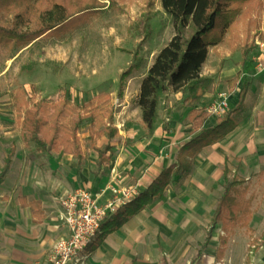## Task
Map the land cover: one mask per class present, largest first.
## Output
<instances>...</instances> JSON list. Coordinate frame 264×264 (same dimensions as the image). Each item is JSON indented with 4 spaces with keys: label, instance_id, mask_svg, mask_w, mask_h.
Instances as JSON below:
<instances>
[{
    "label": "rangeland",
    "instance_id": "rangeland-1",
    "mask_svg": "<svg viewBox=\"0 0 264 264\" xmlns=\"http://www.w3.org/2000/svg\"><path fill=\"white\" fill-rule=\"evenodd\" d=\"M60 1L33 0V3H22L15 13L23 14L29 23L25 29L36 31L41 26V13ZM98 1L99 9L73 15L61 25L66 24V30L43 36L22 51L0 47V169L12 145L16 144L17 158L9 179L12 192L16 191L18 175L26 176L35 171L36 180L42 174L46 186H52L56 181L63 191L55 197L58 201L79 188L95 194L106 190L102 205L104 200L114 196L110 188L118 192L134 191L138 196L159 172L177 166V150L199 134L193 123L196 109L190 110L186 120L182 119V133L167 141L152 142L138 120L141 83L160 51L175 35L172 18L160 1ZM255 3L258 8L252 21L239 24L236 35L211 49L202 74L213 78L214 86L198 106L199 110L207 109L219 100L220 94H225L229 112L236 107L244 84L250 83L246 108L236 119L241 128L240 144L236 147L220 144L195 160L191 176L186 179L172 177L165 197L157 201L148 214L141 215L133 229L121 236L120 241L124 242L120 255L128 258V264L133 261L135 264H247L252 239L260 238L264 232V47L261 46L264 45V0H255ZM75 18L77 22L70 25ZM14 21V13L8 17L0 14L1 26L12 28ZM253 42L257 49L244 63L243 51ZM124 73L128 76L120 98V81ZM238 73H241L240 81L232 89L229 81ZM18 88L31 91L35 100H57L66 96L77 106L100 93L112 95L114 124L122 133L111 160L101 171L97 168V153L87 142L89 121L84 123L80 134L86 153L83 172L87 170L90 179L98 173L95 184L90 185L81 177L83 174L77 172V161L73 157L41 154L34 143L22 137L11 101L12 93ZM219 118L209 115L205 128L214 126ZM106 143L103 140L99 145L104 147ZM119 161L122 169L117 167ZM225 165L233 173L250 179V193L255 197L251 222L254 232L236 229L219 261L216 256L222 235L220 225L213 231L208 247L203 248V245L217 203L225 191ZM256 257L252 264H256ZM89 264L109 262L93 254Z\"/></svg>",
    "mask_w": 264,
    "mask_h": 264
},
{
    "label": "trees",
    "instance_id": "trees-1",
    "mask_svg": "<svg viewBox=\"0 0 264 264\" xmlns=\"http://www.w3.org/2000/svg\"><path fill=\"white\" fill-rule=\"evenodd\" d=\"M33 0H0V14H15L12 28L0 25V47L7 46L14 51H22L43 36L59 33L68 27L61 26L73 15L99 9L98 0H61L51 8L45 9L40 16L41 26L36 31L25 29L28 22L23 14L15 13L22 3ZM36 1V0H35ZM113 1V0H111ZM164 11L172 18L175 35L170 43L156 57L153 65L143 79L138 96V107L142 115V124L146 136L151 138L158 120V108L161 99L170 93H183L186 106L196 107L214 86V79L203 76L204 66L212 48L223 44L228 37L237 34L239 24L252 21L258 8L255 0H159ZM33 3V2H32ZM152 3L150 4V6ZM69 6L71 10L68 11ZM77 18L70 25L74 26ZM61 26V27H60ZM257 49L255 42L248 44L242 54L245 63ZM128 73L120 81V98L123 96L124 82ZM241 73L229 81L233 89L240 81ZM251 88L245 83L239 94L235 109L217 120L211 128H205L209 118L206 109L196 110L193 123L199 134L185 143L177 155V166L164 170L160 176L140 195L121 207L114 215L107 217L101 225L97 243L88 248L95 251L107 236L118 231L132 218L148 206L164 197L173 176L188 178L194 169L195 159L205 149L214 146L237 128L236 118L245 108V102ZM11 101L20 123L22 137L35 144L41 154H62L71 156L78 163L81 173L86 162V153L80 137L86 121L90 122L87 142L90 149L97 153L99 171L111 160L116 141L121 138L119 128L114 124L115 106L110 93H100L87 103L77 106L66 96L57 100H35L31 91L18 88L11 95ZM106 140L104 147L100 141ZM17 147L12 145L0 171V184L10 171L16 156ZM95 177L98 173L94 174ZM228 167L224 170L225 191L219 200L212 222L207 230V239L203 248H207L213 231L220 225V248L218 257L222 258L230 235L236 229H246L253 233L250 223L253 216L254 197L250 195L247 179L235 174L232 178ZM24 204L32 209L37 223L44 220L40 202ZM264 241V233L251 242V254L257 253ZM201 256V255H199Z\"/></svg>",
    "mask_w": 264,
    "mask_h": 264
},
{
    "label": "crops",
    "instance_id": "crops-1",
    "mask_svg": "<svg viewBox=\"0 0 264 264\" xmlns=\"http://www.w3.org/2000/svg\"><path fill=\"white\" fill-rule=\"evenodd\" d=\"M209 92L207 93V95L209 94ZM249 93H250V90H249ZM123 94H124V91H123ZM207 95L204 97V99L207 97ZM185 100H186V96L183 93H177V94L170 93V94L165 95L161 99L159 108H158V120L155 126V132H154V135L151 137L152 142L153 141L155 142L157 140H163V139L167 141L169 140V138H173L174 136L180 135L182 133V129H181L182 119L184 120L187 119L190 110H193V109L198 110L199 104L203 101L202 100L196 107L192 108V107L186 106ZM238 102H239V98H238ZM246 103H247V99L245 102V108H246ZM228 110H229V107H228ZM244 110L240 112L239 114L243 113ZM139 112H140V115H139L138 120L142 122V115H141L140 109H139ZM210 119L213 120L214 118L210 117ZM165 121H166V127L164 128ZM240 129L241 128L237 122V128L231 134H229L226 138H224L218 144L205 148L197 156V158H199V156H201L204 152H209V150H214L220 144H222V146L229 145V144H232L235 147L238 146L240 144L238 141L239 139L238 134H239ZM121 133L122 131L120 132V134ZM179 150L180 149L177 150V155H178ZM16 155H17V152H16ZM15 158H17V156H15ZM14 160H13V164H14ZM122 166L123 165H121L119 161L117 164V167L122 169ZM3 167H4V164L2 168ZM225 167L229 168V166L227 165L224 166L223 178H224ZM2 168L0 169V171L2 170ZM229 170L231 171V176H230L231 178L235 174H238L237 172L233 173L230 168ZM163 171L164 170L159 172V174L155 177V179L151 182V184L160 176V174ZM77 172H78V163H77ZM86 172L87 170L85 172H83L82 170L81 173L83 174V176L81 177L85 181H88L90 185H93V183L95 184L96 182L94 180H96L99 176L95 177V175H93L94 179H90V178H87V174H89V172L87 174ZM11 173H12V170L10 169V171L4 178L3 182L0 184V264H47L50 251L53 249V247L56 245L57 242H59L61 239L68 236L67 229L65 228L64 225H62L59 222V219H58V215L59 213L61 214V211H62L61 202L55 199V197L63 191L60 188H58V186L56 185V181H54L52 186H46L44 183V177L42 176V174L40 177H38V181H37L36 180V176H38L37 172L32 171L31 173L29 172L30 174L27 173L26 176L18 175L16 177L15 184H17V188H16V191L12 192V189L9 190V179H10ZM247 181L249 185L250 179H247ZM61 185L63 186V184ZM249 194L253 195L251 193ZM135 197L137 196L135 195ZM4 200L6 202H4ZM24 201L26 203H31L35 201L41 203L42 211L44 213V220L42 222L37 223L34 220V217L32 215V209L29 206L25 205ZM254 201H255V197H254ZM155 203L151 206H148L140 214H138L137 216L132 218L130 221H128L118 231L107 236L106 239L102 242V244L95 251L89 253V250H88V257L86 258L85 264H89L90 255H93V254L98 255L103 260L109 262V264H116L117 262L119 263L120 261H123L124 264H128L129 262L128 258L127 257L122 258V256L120 255L121 254L120 252L121 244L124 242V241H120V238L121 236L127 234L128 231L131 230V228L133 229L134 228L133 225L135 224L136 220H138V218L141 215L148 214L149 209L153 208ZM253 217H254V211H253L252 220H253ZM211 222H212V219H211ZM250 228H251V223H250ZM252 231L254 232L253 229ZM263 233L261 234V236L263 235ZM260 238H253V239L260 240ZM97 241L98 239L96 240L95 243H97ZM219 243H220V239H219ZM228 243H229V240H228ZM263 246H264V241L262 242L261 247L257 253L253 255H248L247 264H252L253 259H255V256H257L255 260L256 264H264V251L262 250ZM227 247H228V244L226 248ZM219 248H220V244H219ZM223 257L219 258L218 254L216 256L217 260L219 261L222 260ZM133 264H135L134 261H133Z\"/></svg>",
    "mask_w": 264,
    "mask_h": 264
},
{
    "label": "built area",
    "instance_id": "built-area-1",
    "mask_svg": "<svg viewBox=\"0 0 264 264\" xmlns=\"http://www.w3.org/2000/svg\"><path fill=\"white\" fill-rule=\"evenodd\" d=\"M261 46L264 47L262 44ZM219 100L206 110L210 116L223 117L228 111V98L225 94L218 96ZM113 192L111 199L102 200L106 190L99 194L79 188L62 196V211L59 217L68 231V236L61 239L48 256L47 264H85L88 248L93 245L101 233L102 222L109 216L133 200L136 192Z\"/></svg>",
    "mask_w": 264,
    "mask_h": 264
}]
</instances>
